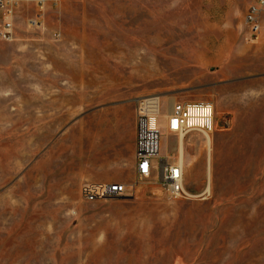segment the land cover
<instances>
[{"label": "rangeland", "instance_id": "rangeland-1", "mask_svg": "<svg viewBox=\"0 0 264 264\" xmlns=\"http://www.w3.org/2000/svg\"><path fill=\"white\" fill-rule=\"evenodd\" d=\"M14 1L0 8V264H264V17L257 43L245 24L257 0ZM146 99L161 117L214 107L211 134L162 119L183 198L136 174ZM86 182L134 193L87 202Z\"/></svg>", "mask_w": 264, "mask_h": 264}, {"label": "built area", "instance_id": "built-area-1", "mask_svg": "<svg viewBox=\"0 0 264 264\" xmlns=\"http://www.w3.org/2000/svg\"><path fill=\"white\" fill-rule=\"evenodd\" d=\"M43 6L46 0H29ZM14 0H0V8L11 14ZM264 0H257L245 15L247 41L257 43L263 29ZM11 25H7L6 32ZM8 33H5V36ZM162 119L168 133L184 136L192 131L211 134L215 128L214 107L206 103H175L169 113L161 117L158 100L146 99L138 104L136 121L135 171L140 178L154 179L168 195L183 198L184 170L182 165L160 157ZM133 187L122 183L86 182L81 186V197L87 202L128 198Z\"/></svg>", "mask_w": 264, "mask_h": 264}, {"label": "bare ground", "instance_id": "bare-ground-1", "mask_svg": "<svg viewBox=\"0 0 264 264\" xmlns=\"http://www.w3.org/2000/svg\"><path fill=\"white\" fill-rule=\"evenodd\" d=\"M163 148V147H162Z\"/></svg>", "mask_w": 264, "mask_h": 264}]
</instances>
